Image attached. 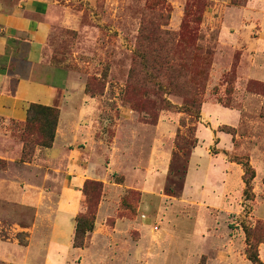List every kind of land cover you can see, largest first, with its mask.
<instances>
[{"label":"rangeland","instance_id":"374dc122","mask_svg":"<svg viewBox=\"0 0 264 264\" xmlns=\"http://www.w3.org/2000/svg\"><path fill=\"white\" fill-rule=\"evenodd\" d=\"M54 1L69 18V26L62 33L55 31L59 40L52 62L59 71L71 76L74 89H81L93 102L89 114L97 117L104 139L109 140L114 134L112 126L124 125L127 116L149 126L167 117L176 126L163 189L169 197L149 195V209L139 210L140 191L126 190L117 200L116 215L135 219L136 225L125 233L118 247H102V264H194L196 253H207L213 246H220L226 232L220 214L214 220V214L207 210L182 202L185 192L192 198L200 197L193 190L186 191L189 182H196L197 177L193 172L196 157L191 155L189 159V152L200 117L204 115L208 122L222 119L218 130L222 126L232 127L229 134L236 153L245 149L240 154L228 153L232 161L248 160L253 167L250 156L260 161L264 158V0ZM200 104L196 117L194 106L199 108ZM28 120L0 121V138L5 134L8 141V149L0 155V177L15 184L19 174H25L19 170V164L31 161L36 148H44L38 143L44 139L45 130L51 129L40 112L30 111ZM198 130V137L204 138L207 129ZM15 149L16 156L6 155ZM39 156L45 159V155ZM261 164L256 167L259 174ZM34 174L38 192L54 190L43 169ZM122 178L115 176L113 180ZM231 182L235 191L236 175H232ZM251 185V189H245L243 182L237 199L239 215H231L227 221L237 241L243 240L245 258L236 250L241 242L239 246L235 240L226 246V264H252L245 255L244 226L251 227V242L264 240V198L256 200L254 178ZM83 186L84 183L81 210L76 215L87 211ZM103 190L104 187L99 202ZM207 192L205 188V197ZM44 206L50 209L53 204ZM34 212L32 206L0 198V259H13L16 264H46L44 259L51 255V246L45 249L39 237L33 243L34 258L19 254V246L12 243L28 244L29 234L19 230V225H28ZM107 212L114 211L105 207L97 218ZM113 220L109 218L105 223L110 225ZM89 236L90 233L84 244ZM134 245L146 247L148 252L139 262L128 256ZM63 254L72 256L68 252ZM19 255L26 261L19 262ZM64 256L58 264H66ZM206 257L201 256L196 264H202Z\"/></svg>","mask_w":264,"mask_h":264},{"label":"crops","instance_id":"0c3cea01","mask_svg":"<svg viewBox=\"0 0 264 264\" xmlns=\"http://www.w3.org/2000/svg\"><path fill=\"white\" fill-rule=\"evenodd\" d=\"M68 20L54 0H0V121H26L32 102L59 107L51 146L36 148L31 161L19 164V170L25 174H19L18 184L0 177V198L35 208L33 220L28 225H19V230L29 234L28 244L12 241L19 246V254L22 253L25 258L35 257L32 248L34 239L39 237L41 244L45 243V249L47 245L51 246V255L44 259L46 264H58L63 259V252L72 254L64 256L66 264H102V247L106 244L118 247L125 233L136 225L135 219L116 215L117 200L121 195L128 189L139 190L142 195L139 210L149 209V195L159 198L168 196L163 189L176 126L167 117L159 118L156 125L149 126L127 116L124 125L112 126L114 134L105 140L97 117L89 114L93 102L81 89H74L71 76L59 71L52 62L59 40L55 31L62 33L69 26ZM226 109L232 110L223 108L224 111ZM221 123L222 119L218 117L208 122L204 115L198 121L197 142L189 155V159L191 155L196 157L193 172L197 177L196 182H189L186 191L193 190L200 197L192 198L185 192L182 202L207 210L214 214V220L220 214L226 232L220 246H213L207 253H196L194 264L201 256H207L202 264H226L229 256L226 246L237 241L227 221L231 215H239L237 199L243 186V169L228 157V153H236V146L229 133L217 129ZM199 127L207 129L204 138L198 137ZM1 138L0 155L3 156V151L8 149V141L5 134ZM17 151L11 150L6 155L16 156ZM244 152L245 149H240L237 153ZM40 153L45 155V159L40 158ZM40 161L46 164L40 165ZM261 162L263 169L259 174L256 167ZM250 163L256 169L253 192L258 200L264 198V158L260 161V158L257 160L250 156ZM40 168L54 190L38 192L39 186L33 180L37 178L34 173ZM187 170L184 186L187 184ZM233 174L238 181L235 191L231 182ZM115 176L123 178L113 180ZM87 179L101 181L104 190L87 244L74 247V218L81 210V187ZM205 188H208L207 197L204 196ZM49 203L53 204L50 209L44 206ZM105 207L113 209V214L107 212L98 219V214ZM109 218L114 220L107 225L105 222ZM237 242L239 246L241 242V247L236 250L245 258L243 240ZM263 248L264 242L259 243L258 252L262 261ZM130 251L132 254L128 256L138 262L148 255L146 247L134 245ZM21 257L19 255V262H25ZM0 261L16 264L13 259L3 257Z\"/></svg>","mask_w":264,"mask_h":264},{"label":"trees","instance_id":"16d2710c","mask_svg":"<svg viewBox=\"0 0 264 264\" xmlns=\"http://www.w3.org/2000/svg\"><path fill=\"white\" fill-rule=\"evenodd\" d=\"M201 107V104L199 105V108L194 106L196 111V117H198L199 109ZM34 111V112H40L41 116L45 119L47 123H50L51 129L50 132H47L45 130L44 132V139L41 140L40 143H38L40 146L49 147L51 146L54 138V132L55 127L58 120V114L59 109L55 106H48L43 105L39 103H30L28 107V112ZM29 121L28 117L26 119V122ZM220 130L225 131L227 133H232L233 129L232 127H221ZM196 142V139H194ZM194 144L191 146L192 148L195 146ZM190 153V152H189ZM238 163H241L243 168V176L242 180L245 184V189L252 188L251 182L253 178L255 177V171L253 167L249 164L248 160L241 161L239 159L237 161ZM103 183L101 181L96 180H86L84 182L83 191L86 196V208L87 211L84 213H80L75 216V228H74V234H73V240L72 245L74 247H83L85 244V237L88 233H90L94 228V221H95V215H96V209L99 203V197L102 191ZM88 190V192H87ZM251 227H243V231L245 233V255L246 258L252 263V264H264V261H262L259 258V252H258V246L259 243L264 242V240H255L254 242H251L249 240V233H250ZM24 244V243H23Z\"/></svg>","mask_w":264,"mask_h":264},{"label":"built area","instance_id":"2783aa9c","mask_svg":"<svg viewBox=\"0 0 264 264\" xmlns=\"http://www.w3.org/2000/svg\"><path fill=\"white\" fill-rule=\"evenodd\" d=\"M155 228H157V227H155Z\"/></svg>","mask_w":264,"mask_h":264}]
</instances>
